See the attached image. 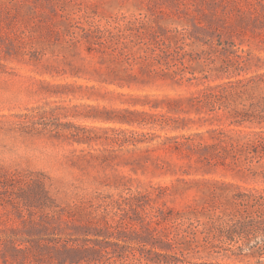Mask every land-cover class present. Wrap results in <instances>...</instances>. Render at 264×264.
Masks as SVG:
<instances>
[{"label": "rangeland", "instance_id": "1", "mask_svg": "<svg viewBox=\"0 0 264 264\" xmlns=\"http://www.w3.org/2000/svg\"><path fill=\"white\" fill-rule=\"evenodd\" d=\"M262 137L264 0H0V264H264Z\"/></svg>", "mask_w": 264, "mask_h": 264}, {"label": "trees", "instance_id": "2", "mask_svg": "<svg viewBox=\"0 0 264 264\" xmlns=\"http://www.w3.org/2000/svg\"><path fill=\"white\" fill-rule=\"evenodd\" d=\"M253 134L259 135L256 132ZM233 195L236 212L219 215L218 219L213 221L218 242L216 245L214 242L212 247L230 250L236 255L245 253L264 257V189L246 190ZM258 242L261 246L256 245ZM73 255L76 258L71 260V263H79L82 251L74 249Z\"/></svg>", "mask_w": 264, "mask_h": 264}]
</instances>
